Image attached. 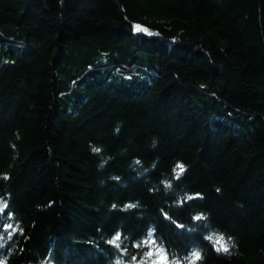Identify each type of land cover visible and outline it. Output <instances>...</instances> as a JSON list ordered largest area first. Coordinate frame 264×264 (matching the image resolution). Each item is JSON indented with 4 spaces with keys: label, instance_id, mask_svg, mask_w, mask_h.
<instances>
[{
    "label": "trees",
    "instance_id": "trees-1",
    "mask_svg": "<svg viewBox=\"0 0 264 264\" xmlns=\"http://www.w3.org/2000/svg\"><path fill=\"white\" fill-rule=\"evenodd\" d=\"M0 264H264V0H0Z\"/></svg>",
    "mask_w": 264,
    "mask_h": 264
}]
</instances>
